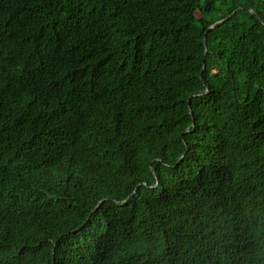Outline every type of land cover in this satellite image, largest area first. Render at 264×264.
Masks as SVG:
<instances>
[{
	"label": "trees",
	"instance_id": "trees-1",
	"mask_svg": "<svg viewBox=\"0 0 264 264\" xmlns=\"http://www.w3.org/2000/svg\"><path fill=\"white\" fill-rule=\"evenodd\" d=\"M249 1L0 0V264H264Z\"/></svg>",
	"mask_w": 264,
	"mask_h": 264
},
{
	"label": "rangeland",
	"instance_id": "rangeland-1",
	"mask_svg": "<svg viewBox=\"0 0 264 264\" xmlns=\"http://www.w3.org/2000/svg\"><path fill=\"white\" fill-rule=\"evenodd\" d=\"M249 3H250L249 0H221L220 4H217L214 7V12L208 14L207 18L212 19V18H216L217 16L222 15V13H224L226 8L231 7L233 4L237 6L236 11H239V12L242 11L243 13H246V15L243 16V17H246L247 13L248 14L254 13L253 10L249 8L250 7Z\"/></svg>",
	"mask_w": 264,
	"mask_h": 264
},
{
	"label": "water",
	"instance_id": "water-1",
	"mask_svg": "<svg viewBox=\"0 0 264 264\" xmlns=\"http://www.w3.org/2000/svg\"><path fill=\"white\" fill-rule=\"evenodd\" d=\"M234 13H235V12H233L232 14H230V15H229L228 17H226L224 20H226V19H228L229 17H231ZM224 20H221V21L215 23L213 26L209 27L208 30H207V32L210 31V30H212V29H213L215 26H217L218 24L222 23ZM261 22H262V24H263V26H264V21L261 20ZM203 41H204V43H205V39H203ZM205 51H206V48H204V52H205Z\"/></svg>",
	"mask_w": 264,
	"mask_h": 264
}]
</instances>
